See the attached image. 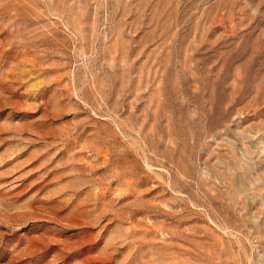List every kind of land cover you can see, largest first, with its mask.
I'll return each mask as SVG.
<instances>
[{
	"label": "rangeland",
	"instance_id": "1",
	"mask_svg": "<svg viewBox=\"0 0 264 264\" xmlns=\"http://www.w3.org/2000/svg\"><path fill=\"white\" fill-rule=\"evenodd\" d=\"M0 264H264V0H0Z\"/></svg>",
	"mask_w": 264,
	"mask_h": 264
}]
</instances>
